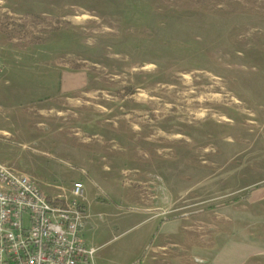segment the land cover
<instances>
[{
	"label": "rangeland",
	"instance_id": "374dc122",
	"mask_svg": "<svg viewBox=\"0 0 264 264\" xmlns=\"http://www.w3.org/2000/svg\"><path fill=\"white\" fill-rule=\"evenodd\" d=\"M2 85L0 166L82 181L108 257L144 219L233 223L264 185V0H0Z\"/></svg>",
	"mask_w": 264,
	"mask_h": 264
},
{
	"label": "crops",
	"instance_id": "0c3cea01",
	"mask_svg": "<svg viewBox=\"0 0 264 264\" xmlns=\"http://www.w3.org/2000/svg\"><path fill=\"white\" fill-rule=\"evenodd\" d=\"M11 101V89L0 86L1 121L10 125L13 122L9 117L13 113ZM5 133H8L5 138L13 137L12 132ZM4 144L8 148L9 144ZM259 206L263 210L259 211ZM233 213L234 222L229 224L225 220L212 225L199 223L192 217L144 219L141 222L144 229L136 234L141 239L139 243L132 237L117 254L108 257L104 253L107 242L101 243L98 238L102 233L98 229L101 223L87 211L84 240L97 249L94 264H251L254 258L264 255V185L251 190L247 198L234 206ZM215 228L221 235L216 239L218 248L211 251L210 233Z\"/></svg>",
	"mask_w": 264,
	"mask_h": 264
},
{
	"label": "built area",
	"instance_id": "2783aa9c",
	"mask_svg": "<svg viewBox=\"0 0 264 264\" xmlns=\"http://www.w3.org/2000/svg\"><path fill=\"white\" fill-rule=\"evenodd\" d=\"M71 193L49 196L30 175L0 166V264H94L97 249L84 240V183Z\"/></svg>",
	"mask_w": 264,
	"mask_h": 264
}]
</instances>
